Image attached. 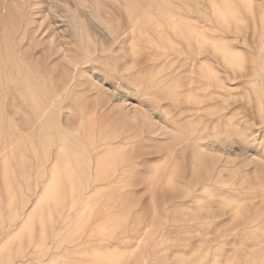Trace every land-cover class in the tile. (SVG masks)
<instances>
[{
  "label": "rangeland",
  "instance_id": "obj_1",
  "mask_svg": "<svg viewBox=\"0 0 264 264\" xmlns=\"http://www.w3.org/2000/svg\"><path fill=\"white\" fill-rule=\"evenodd\" d=\"M200 2L191 40L176 0L0 9V264H264V0Z\"/></svg>",
  "mask_w": 264,
  "mask_h": 264
},
{
  "label": "bare ground",
  "instance_id": "obj_2",
  "mask_svg": "<svg viewBox=\"0 0 264 264\" xmlns=\"http://www.w3.org/2000/svg\"><path fill=\"white\" fill-rule=\"evenodd\" d=\"M26 1L27 0H0V9H1V12H2V15L4 16H7V17H10V18H12L11 17V15H12V13L13 12H15V13H19V15L22 13V15H23V17H25L26 18V12H24V14H23V11H22V7L25 5V3H26ZM187 1V0H186ZM191 1V0H190ZM201 0H196L195 1V3L193 2V4H190L189 3V6L190 7H187L186 8V14L184 13V11L183 10H181V6H179L180 4H182L181 2H182V0H176V14H177V16H180V18H179V22H182V20H184V18L185 17H189V18H191V19H193V20H195V23L193 22L191 25H189V26H191V30H193V32H190L189 31V34H188V39H192L193 38V35H194V37H196V35H199V37L201 38L202 36H203V34H204V32H205V29L203 28V26L202 27H200V25H198L199 24V22H198V20H200V19H198V15L200 14L201 15V13L203 12V13H205V10L202 8V6H200V4H201V2H200ZM29 4V3H28ZM212 5V4H211ZM25 7H27V6H25ZM25 11V10H24ZM15 13H13V14H15ZM141 12H139L138 14H140ZM207 14V13H206ZM18 15V14H17ZM21 15V16H22ZM209 15V14H208ZM14 16V15H13ZM140 15H138L137 17H139ZM182 16H185L184 18L182 17ZM17 17V16H16ZM28 18V17H27ZM207 18H208V16H207ZM15 19V18H14ZM29 19V18H28ZM22 20V19H21ZM6 21V20H5ZM8 21H10L9 19H8ZM26 21V20H25ZM3 22V21H2ZM12 22H13V20H12ZM11 22V23H12ZM23 22V21H22ZM197 22H198V24H197ZM203 22V21H202ZM6 23V22H5ZM15 23V22H14ZM209 23V22H208ZM25 24V23H24ZM10 26H12V25H8V28L10 29ZM67 26V25H66ZM12 28V27H11ZM3 29H5L4 27H3ZM7 29V28H6ZM10 31H11V29H10ZM11 33V32H10ZM38 33V32H37ZM126 33V32H125ZM125 33H123L122 35H124ZM8 35H9V31H8V33H7ZM42 34V33H41ZM7 35V36H8ZM14 35V34H13ZM263 36H264V31H263V34H262ZM12 36V35H11ZM36 36V35H35ZM39 36V35H38ZM37 36V37H38ZM48 36V35H47ZM50 36V35H49ZM15 37V36H14ZM13 37V38H14ZM198 37V38H199ZM6 38V37H5ZM8 38V37H7ZM17 38V37H16ZM20 38V37H19ZM23 38V37H22ZM21 39V38H20ZM50 40H49V44L53 47V48H55L56 50H57V53L59 54V53H62V51H61V49H60V46H57L56 44H55V39H52V38H49ZM7 40V39H6ZM10 40H11V38H10ZM16 40V39H15ZM24 40V39H23ZM8 41V40H7ZM17 41H18V39H17ZM41 43H43V41H46V40H43V39H41ZM9 42V41H8ZM7 42V43H8ZM11 42H13L12 40H11ZM20 42V41H19ZM23 42V41H22ZM47 42V41H46ZM6 43V42H5ZM21 43V42H20ZM200 43V42H199ZM261 44H259L260 46L262 45V42H260ZM10 44V43H9ZM12 44H14V43H12ZM18 44V43H17ZM39 44V43H38ZM200 47V45L198 46V49H195V50H193V47H192V45H191V43H190V45H189V53H188V55H186L185 53H180V56L181 57H185V59H186V61L188 62L187 63V65L189 64V70L191 71V72H193V69L195 68V66H196V64H197V60H198V58H199V55H200V51H199V48ZM64 48V47H63ZM51 51V50H50ZM24 53V52H23ZM57 54V55H58ZM2 55V54H1ZM6 55H7V53H6ZM43 55V54H42ZM258 57H259V61H258V63H257V65H258V70L257 71H259L258 73H259V75H260V80H261V83L262 82H264V75L262 74V72H261V69H260V67H259V64L262 62V57H260L261 56V53H258V55H257ZM45 57H46V55H45ZM61 62L64 64V66H66L67 67V69L69 68V70L71 71L70 73L71 74H73V76H74V78L73 79H70L71 81H69V82H67L64 86H65V88L62 90V93H66L67 91H68V89H69V87H71L72 85H73V83H74V79L77 77V76H79V75H81V77H83V76H86L87 75V72L86 71H82L81 72V74H80V71H81V69L83 68V66H85V64H87V63H89V62H86V61H88V59H91L90 57H86L85 59H84V61H85V63H81L78 59H77V57L70 51V52H68V50H66L65 52H63L62 53V55H61ZM6 59H7V57H6ZM184 60V59H183ZM6 61V60H5ZM7 62V61H6ZM60 62V63H61ZM8 63V62H7ZM5 65H6V63H4ZM7 66V65H6ZM9 66V65H8ZM8 66L7 67H5V69H7L8 68ZM62 66V65H61ZM63 66V67H64ZM63 67H62V69H63ZM85 67H87V66H85ZM12 68V67H11ZM8 69H10V68H8ZM84 69V68H83ZM11 71V70H10ZM9 72V71H8ZM1 73V72H0ZM65 73L67 74V70H65ZM1 75V74H0ZM64 75L65 74H63V76L62 77H64ZM6 76V75H5ZM65 78V77H64ZM7 80V79H6ZM61 80H63V79H61ZM64 81V80H63ZM7 82V81H6ZM10 82V81H9ZM8 82V83H9ZM8 83H7V85H8ZM191 83V82H190ZM193 83V82H192ZM10 88H12V87H10ZM91 88H93V89H96V87L94 86V85H91ZM7 91V90H6ZM9 91V90H8ZM96 91L98 92V94L100 95V98H101V100H103V101H107V100H105V98H106V96H105V94L103 93V91H101V92H99L97 89H96ZM52 98V99H51ZM51 98H50V103L52 104V103H54L55 101H57L58 99H60L59 98V95L57 94V95H52L51 96ZM108 98V97H107ZM106 98V99H107ZM15 101V100H14ZM11 102V101H10ZM13 102V101H12ZM4 106V105H3ZM6 106V105H5ZM111 110L114 112V113H116V114H120L122 117H123V119H125V120H128L129 122H131V124L133 123V124H138V123H140V124H149V122H150V120H149V118H147V115H146V113H144L143 111H141L140 109H133V110H131V109H129V107L127 106V104H126V102H122V100H121V102H119V104L118 105H115L114 104V106L113 107H111ZM45 111L47 112V111H49V108H47V109H45ZM25 115V114H24ZM43 116L42 115H40V117L37 119V121L36 122H39L40 121V119L42 118ZM14 127H16V126H14ZM34 126H32V129H31V132H32V130L34 129L33 128ZM8 129H12V128H8ZM4 131H5V129H4ZM11 131V130H10ZM12 132V131H11ZM15 132H16V130H15ZM20 132V131H19ZM19 132L17 133L18 135H20L19 137H17L16 135H15V137H17V138H15V140L14 141H12L11 143H9L7 146H5V148L4 149H6V150H4L3 149V151H4V153H5V151H8L9 149H7V148H10V150L12 149L13 151H14V149L12 148V147H15L14 145L17 143V142H21L28 134H29V132L28 131H22L20 134H19ZM9 133V132H8ZM14 133V132H13ZM12 133V134H13ZM5 133H3L2 135H4ZM11 134V135H12ZM13 136V135H12ZM6 137V136H5ZM11 137V136H10ZM7 138V137H6ZM28 138V137H27ZM4 140V139H3ZM21 140V141H20ZM25 140H26V138H25ZM29 141H30V139H29ZM4 142H6V141H4ZM26 142L27 141H25V143H22V144H26ZM7 143V142H6ZM35 143V142H34ZM21 144V143H20ZM28 145H29V142H28ZM33 146V145H32ZM19 147V146H18ZM25 148V147H24ZM17 149H19V148H17ZM11 150V151H12ZM21 152H23V150L21 151ZM13 153V152H12ZM15 154H17L16 153V151H15ZM14 153L12 154V155H15ZM6 155H7V153H6ZM9 155H10V152H9ZM18 155V154H17ZM8 156V155H7ZM6 156V157H7ZM39 161V160H38ZM60 177H58V179H59ZM53 181H55V180H53Z\"/></svg>",
  "mask_w": 264,
  "mask_h": 264
}]
</instances>
